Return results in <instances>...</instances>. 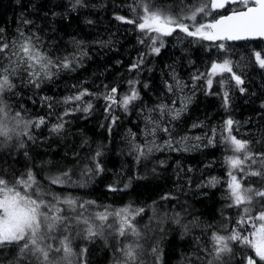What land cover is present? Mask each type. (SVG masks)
<instances>
[{
  "label": "trees",
  "instance_id": "1",
  "mask_svg": "<svg viewBox=\"0 0 264 264\" xmlns=\"http://www.w3.org/2000/svg\"><path fill=\"white\" fill-rule=\"evenodd\" d=\"M156 2L172 4L175 8L178 0ZM191 2L184 0L186 4ZM74 3L75 0H0V29L4 30L5 40L17 37L19 26L27 35L34 34L37 47L54 62L65 58L72 61L68 69L53 68L55 75L51 80H43L39 88L27 82L30 78L24 66L18 68L12 78L16 95L5 93L11 112L20 111L25 119L42 116L46 123L32 129L34 140L21 137L26 141L25 148L17 147L16 138L7 143L0 141V175L13 182L31 169L47 187V176L71 170L72 180L83 181L85 186L51 185L53 191L112 208L133 204L145 209L135 221L142 233L143 264H154L153 247L161 252L160 264H206L212 257L202 249L211 251L213 232L226 235L231 231L238 211L227 207L224 158L233 153L225 151L220 142L223 122L229 116L239 121V131L234 127L233 134L252 141L254 151L264 149V108L261 107L264 70L256 65L253 56L254 51H261L264 56V42H232L227 45L229 51L223 52L211 42L194 41L177 32L160 38L164 47L156 55L151 52L150 40L135 25L115 19L117 15L133 19L129 5H134L135 0H83L82 5L73 8ZM232 7L235 6L213 16L227 14ZM22 19L32 23L23 25ZM141 58L140 67L130 71V65ZM224 58L233 61V70L242 76L246 89L241 94L235 82L229 80L225 86L230 96L227 111L222 106L225 89L219 83L214 81L209 93L203 79L193 80L194 75L206 73L211 62ZM2 63L7 65L8 61ZM129 81L134 83L130 85ZM113 87L118 90L117 99L130 95L133 88L140 99L133 101L127 112L114 105L109 114L105 111L108 102L104 97ZM84 89L94 95L85 96L83 102L63 103L66 97ZM183 96L191 97V101L177 119L169 114L160 115L159 105H168L173 110L174 106H180ZM85 102L92 104L89 112L75 110L77 106L84 107ZM66 109L72 112L63 116ZM110 115L118 117L115 124L111 123ZM61 116L63 121L59 119ZM149 116L160 124L154 137L146 135L155 127L148 123ZM6 122L14 123L10 117ZM61 122L63 130L52 132V125ZM164 127L169 132L162 131ZM213 129L219 130L215 146L206 142L212 137ZM195 134L205 138L199 148L187 145L173 151L164 146L169 139L177 142ZM146 143L153 147V152L137 163L133 145ZM97 151L102 154L94 160ZM96 160L104 171L88 173L87 169H95ZM213 177L220 182L215 187L207 186ZM251 181L258 178L249 177L245 183ZM125 184L129 185L126 189ZM110 185L124 190L109 191ZM165 195L171 198L162 199ZM177 219L179 223L175 222ZM105 236L107 243L103 239L94 243L75 239L73 248L78 252L80 246L88 247V264H114L120 255L115 249L133 238L125 237L118 243L116 236L108 231ZM72 259L74 264H79L76 257ZM238 259L237 256L231 264H237Z\"/></svg>",
  "mask_w": 264,
  "mask_h": 264
},
{
  "label": "snow or ice",
  "instance_id": "2",
  "mask_svg": "<svg viewBox=\"0 0 264 264\" xmlns=\"http://www.w3.org/2000/svg\"><path fill=\"white\" fill-rule=\"evenodd\" d=\"M82 4L83 0H75L73 8ZM231 5L235 7H232L227 14L213 16V13H219ZM129 7L134 13L133 19L120 15L115 19L135 25L136 29L144 34V38L150 40L151 52L156 55H159L164 47V40L160 38L173 36L177 32L194 41L211 42L223 52L229 51L227 45L232 42L264 41V0H192L189 4L184 3V0H178L175 8L172 4H160L156 0H135V4ZM209 17L212 18L208 19ZM31 23L30 20L22 19L23 25ZM3 31L0 29V53L4 54L0 56V141L7 143L16 138L17 147L22 149L26 147V141L21 137L34 140L32 129H39L46 120L42 116L25 119L20 111L11 112L5 93L12 92L16 95L13 91L15 84L12 78L17 75L18 68L24 66L30 78L27 82L39 88L43 80H51L55 75L53 68L68 69L72 61L65 58L54 62L47 53L37 47L34 34L27 35L22 27L18 26L17 37L12 41L5 40ZM144 38L141 39V43L144 42ZM253 56L256 65L264 70V56L261 51H254ZM4 60L8 61L7 65L2 63ZM141 63L142 58L130 65L129 70L138 69ZM233 67V61L224 58L221 61L211 62L206 73L193 76V80L205 81L209 93L214 81L225 89L222 105L225 111L230 106L229 91L225 88L229 80L235 82L241 94L246 91L243 87L244 79L233 70ZM218 76L221 77L220 80H216ZM133 83L129 81L130 85ZM168 90L172 91L171 85H168ZM117 92V88L113 87L104 97L108 102L105 111L109 114L113 111L114 105L127 112L132 102L140 99L135 88L130 95H124L119 99ZM91 95L94 94L84 89L66 97L63 103L83 102L85 96ZM190 101L191 97H185L184 108ZM261 107L264 108V103ZM91 109V102H85L84 107L77 106L75 110L87 113ZM158 110L161 116L169 114L172 119H177L183 111V109L176 110L173 114L165 104L159 105ZM71 112L72 110L66 109L63 116L70 115ZM63 116L59 117L61 121ZM9 117L14 123L6 122ZM117 119L118 117L110 115L112 124H115ZM147 120L155 127L149 129L146 135L154 137L160 124L151 116L147 117ZM238 125L239 121L229 116L220 129V142L225 146V151L233 153L224 158L228 177L226 199L229 201L228 208L238 210L237 218L234 221L235 226L228 234L212 233L211 251L207 248L202 249L212 257L206 261V264H231L237 256L239 257L237 264H264V149L254 151L251 147L252 141L237 138L233 131L234 127L239 131ZM63 128L64 123L61 122L52 125L51 131L59 133ZM161 130L169 132L167 127ZM216 133L217 130L213 129L212 137L208 140L209 145L215 146ZM196 139L199 140L200 137ZM172 143L169 139L164 146L172 149ZM151 144H155L154 140ZM155 148L161 150L159 145H155ZM172 150L179 151V149ZM133 151L137 153L136 161L139 163L141 158H146L153 152V147L148 143L144 146L133 145ZM101 154L97 151L93 159ZM24 155H28L27 151ZM93 171L97 174L104 171L98 160L95 169H87L88 173ZM249 177L258 178V181L246 184L245 181ZM46 179L47 187L37 179L31 169L21 173L13 182L0 175V264H74L72 257H76L79 264H88V247L80 246L77 252L73 248L74 240L94 243L96 239H103L107 243L106 231L109 235H115L118 243L125 237L133 238L115 249L120 255L116 257L114 264H143L140 259L143 249L140 243L142 233L135 223L136 218L145 212L143 207L127 204L112 208L111 205H99L94 200L80 199L71 194L61 195L53 191L51 185L85 186L83 181L72 180L71 170L47 176ZM219 182L213 177L208 181L207 186L215 187ZM127 187L129 185L125 184L124 189ZM124 189L110 185L108 190L115 192ZM170 198V195L162 197V199ZM110 220L112 223L109 222ZM175 222L180 221L177 219ZM151 254L155 256L154 264H160L162 255L158 247H153ZM196 258L203 259L199 256Z\"/></svg>",
  "mask_w": 264,
  "mask_h": 264
},
{
  "label": "rangeland",
  "instance_id": "3",
  "mask_svg": "<svg viewBox=\"0 0 264 264\" xmlns=\"http://www.w3.org/2000/svg\"><path fill=\"white\" fill-rule=\"evenodd\" d=\"M21 67H19V69H20ZM60 70V69H59ZM184 100H185V97L183 96V98L180 100V106L179 107H176V106H174L173 107V110H172V113L174 114V112L176 111V110H180V109H183V107H184ZM171 116V115H170ZM155 120V119H154ZM156 121H158V120H156ZM159 122V121H158ZM154 125V124H153ZM217 130V129H216ZM218 131L219 130H217V133H218ZM217 133H216V135H217ZM191 137V138H190ZM189 138H186V139H183V140H180V141H177V142H174V141H172L173 143H172V149H179V148H185L187 145H190L191 147H196V148H199L200 146H202V144H203V142H204V140H205V138L204 137H202V136H200L199 134H195V135H192V136H190ZM196 137H200V139L199 140H197L196 139ZM211 138V137H210ZM210 138H207L206 139V142L208 143V140L210 139ZM161 148V147H160ZM173 151H176V150H173ZM141 231V230H140Z\"/></svg>",
  "mask_w": 264,
  "mask_h": 264
},
{
  "label": "bare ground",
  "instance_id": "4",
  "mask_svg": "<svg viewBox=\"0 0 264 264\" xmlns=\"http://www.w3.org/2000/svg\"><path fill=\"white\" fill-rule=\"evenodd\" d=\"M52 123V122H51ZM220 181V180H219ZM225 184V183H224Z\"/></svg>",
  "mask_w": 264,
  "mask_h": 264
},
{
  "label": "water",
  "instance_id": "5",
  "mask_svg": "<svg viewBox=\"0 0 264 264\" xmlns=\"http://www.w3.org/2000/svg\"><path fill=\"white\" fill-rule=\"evenodd\" d=\"M264 42V41H263Z\"/></svg>",
  "mask_w": 264,
  "mask_h": 264
}]
</instances>
